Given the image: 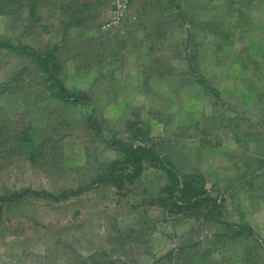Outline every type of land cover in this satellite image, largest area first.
Wrapping results in <instances>:
<instances>
[{"label": "rangeland", "instance_id": "obj_1", "mask_svg": "<svg viewBox=\"0 0 264 264\" xmlns=\"http://www.w3.org/2000/svg\"><path fill=\"white\" fill-rule=\"evenodd\" d=\"M117 2L0 0V38L56 49L92 104L0 51V196L87 188L4 201L0 264H264V0ZM104 138L153 151L139 177L93 184L124 158ZM167 160L203 203L175 206Z\"/></svg>", "mask_w": 264, "mask_h": 264}, {"label": "trees", "instance_id": "obj_2", "mask_svg": "<svg viewBox=\"0 0 264 264\" xmlns=\"http://www.w3.org/2000/svg\"><path fill=\"white\" fill-rule=\"evenodd\" d=\"M8 4V8L5 9V12H10V6L14 0H4ZM32 5L34 8L39 2H44L46 0H24ZM168 2H175V0H168ZM74 19L78 20L76 16H73ZM70 17V19H73ZM76 23V22H75ZM79 23V22H77ZM56 48V47H55ZM54 50L41 51L37 50L29 45L23 43H14L5 38H0V51L4 52H16L21 54L32 61L36 62L41 68V72L45 75L44 81L50 82V87L52 88V93L58 95L59 98L64 100L66 103H79V104H88L91 105V98L82 90H72L68 88L60 77V71L62 70L63 64L60 61L58 55ZM203 86L210 91L214 92V88H211L209 85L205 84V81L202 82ZM94 108V107H93ZM89 126L95 131L96 135L102 136L101 128L97 123L96 116L93 114L88 117ZM107 143L112 145L117 151L121 152L124 155L122 160H115L110 163L107 170L99 175H97L93 184L99 186L100 184H114L117 186H122L126 182L133 181L139 177L143 171V161L148 156V153L153 151L144 145H136L134 143H129L121 140L111 141L104 138ZM171 162L167 160L164 162V167L168 171L170 176L171 185H170V194L174 197L175 206L180 209L187 208L190 206H198L203 203L208 195V190L206 189L203 183L196 184V179L198 178L195 175H181L177 171H174L171 167ZM87 188H78L75 190L67 189L62 191L59 194H53L46 190H31L26 189L17 195H14L10 198L5 196H0V208L2 203L6 200L12 198H19L21 195L26 193H32L40 196L51 197L55 200H63L70 195L79 194L81 191L86 190ZM218 207V205H217ZM1 213H0V224H1ZM243 229V228H241Z\"/></svg>", "mask_w": 264, "mask_h": 264}, {"label": "built area", "instance_id": "obj_3", "mask_svg": "<svg viewBox=\"0 0 264 264\" xmlns=\"http://www.w3.org/2000/svg\"><path fill=\"white\" fill-rule=\"evenodd\" d=\"M117 1H118L117 2V5H118L117 13L120 14L123 11V9L126 8V4H125V2L121 3L120 0H117Z\"/></svg>", "mask_w": 264, "mask_h": 264}]
</instances>
